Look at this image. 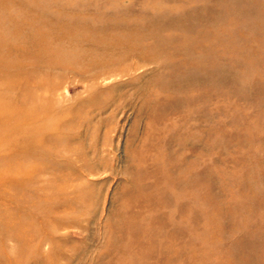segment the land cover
<instances>
[{"label":"rangeland","instance_id":"1","mask_svg":"<svg viewBox=\"0 0 264 264\" xmlns=\"http://www.w3.org/2000/svg\"><path fill=\"white\" fill-rule=\"evenodd\" d=\"M0 264H264V0H0Z\"/></svg>","mask_w":264,"mask_h":264}]
</instances>
